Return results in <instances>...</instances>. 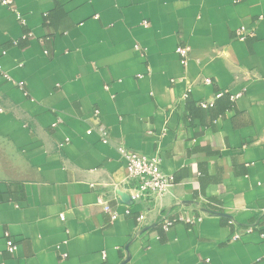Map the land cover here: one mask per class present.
<instances>
[{
    "label": "crops",
    "instance_id": "1",
    "mask_svg": "<svg viewBox=\"0 0 264 264\" xmlns=\"http://www.w3.org/2000/svg\"><path fill=\"white\" fill-rule=\"evenodd\" d=\"M1 1L0 264H264V0ZM123 150L161 156L163 196Z\"/></svg>",
    "mask_w": 264,
    "mask_h": 264
},
{
    "label": "built area",
    "instance_id": "2",
    "mask_svg": "<svg viewBox=\"0 0 264 264\" xmlns=\"http://www.w3.org/2000/svg\"><path fill=\"white\" fill-rule=\"evenodd\" d=\"M2 5H4L7 9L13 11L19 22L21 24L26 23V18L23 14L16 8V5L13 0H2ZM144 25H148L147 21L143 22ZM253 32L248 30L246 26H241L237 30L238 38L241 40H244V38L252 34ZM188 48L185 46H179L177 48V52L184 56L182 59V63L186 65L188 63V57L186 55ZM5 53V52H3ZM0 73L5 78H10L7 74V72L3 69L1 63H0ZM209 79H206V82H209ZM17 85L20 87L21 90H25V84L23 81H18ZM25 94H28L27 91H24ZM204 106L207 105V103L203 104ZM94 115L99 118L101 115L100 110H95ZM54 127H57L59 125V120H56L53 124ZM99 137L101 142L107 144L110 143V134L109 131L104 127L100 126L99 130ZM70 138H66V142L60 144V147L63 146L65 143L69 142ZM122 159L124 161L126 170L128 172V180L133 184L134 189L136 190L133 194L134 199L139 198H145L148 200L155 201L156 199H159L161 196L165 194V192L168 190V188L172 185V176L168 173H166L162 168V158L159 154L156 155H148L136 150H123L122 151ZM105 210L111 214L112 219L116 218V214L114 212H111L109 206H105ZM62 218L64 216L62 215ZM146 219L145 214H141L138 217L139 222V230L140 232H143L147 229V226L144 225V220ZM177 221H183L186 223H192L194 222V218L192 217H186V216H179L177 218L171 219L169 217H165L163 219V225L164 228L167 230L171 226L174 225ZM252 231V227L246 226L238 231H236L230 238V241H237L241 239L243 232H250ZM264 238V234L262 235ZM17 243L15 240L10 237V234L6 232V248L11 253L15 252L17 249ZM66 254H64L65 256Z\"/></svg>",
    "mask_w": 264,
    "mask_h": 264
},
{
    "label": "water",
    "instance_id": "3",
    "mask_svg": "<svg viewBox=\"0 0 264 264\" xmlns=\"http://www.w3.org/2000/svg\"><path fill=\"white\" fill-rule=\"evenodd\" d=\"M128 197H129V196L124 195V196H123V200H124V201H128ZM129 199H130V198H129Z\"/></svg>",
    "mask_w": 264,
    "mask_h": 264
}]
</instances>
